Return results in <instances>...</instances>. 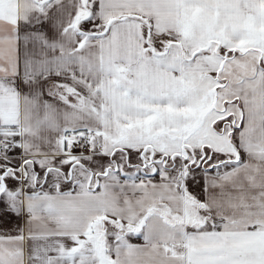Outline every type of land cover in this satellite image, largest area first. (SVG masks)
Instances as JSON below:
<instances>
[{
	"label": "snow or ice",
	"instance_id": "6c2138e0",
	"mask_svg": "<svg viewBox=\"0 0 264 264\" xmlns=\"http://www.w3.org/2000/svg\"><path fill=\"white\" fill-rule=\"evenodd\" d=\"M0 264H264V0H0Z\"/></svg>",
	"mask_w": 264,
	"mask_h": 264
}]
</instances>
